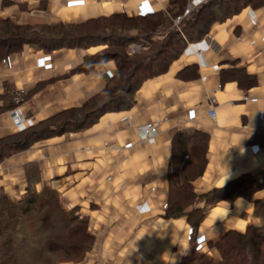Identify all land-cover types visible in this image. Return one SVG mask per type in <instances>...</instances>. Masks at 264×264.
Segmentation results:
<instances>
[{
  "label": "crops",
  "instance_id": "crops-1",
  "mask_svg": "<svg viewBox=\"0 0 264 264\" xmlns=\"http://www.w3.org/2000/svg\"><path fill=\"white\" fill-rule=\"evenodd\" d=\"M0 0V17L16 23H77L117 13L164 9L168 0ZM200 2V0H196ZM103 44L60 45L50 50L25 43L0 62V137L33 121L83 104L115 69L113 59L78 70L84 54ZM5 83L25 90L27 119L13 127ZM209 96L215 97L211 118ZM159 121L151 143L136 126ZM192 129L206 140L205 165L193 180L197 193L264 167V0L246 4L189 42L169 66L135 88L129 106L103 111L84 126L39 138L0 160V197L22 198L27 189L56 191L64 208L87 218L93 244L81 264H179L189 253L193 226L186 216L168 217V167L178 133ZM154 187V189H151ZM259 194H263L262 191ZM141 202V206L138 203ZM253 201L237 198L210 206L196 226V241L257 223Z\"/></svg>",
  "mask_w": 264,
  "mask_h": 264
},
{
  "label": "trees",
  "instance_id": "trees-1",
  "mask_svg": "<svg viewBox=\"0 0 264 264\" xmlns=\"http://www.w3.org/2000/svg\"><path fill=\"white\" fill-rule=\"evenodd\" d=\"M262 1L202 0L188 11L187 0H168L164 9L135 15L117 13L77 23H16L10 17H0V62L10 53L19 51L25 43L45 50L60 45L86 48L105 44L93 54H84L75 68L86 70L107 59L115 62L108 81L83 104L0 137V160L34 140L80 128L105 110L129 106L141 81L163 72L188 42L207 32L214 20L223 19L246 4ZM133 42L141 46L137 51L129 50ZM14 95L15 88L5 83L1 96L10 102L4 108L15 105ZM178 137L181 142L179 146H172L169 160V196L164 214L168 217L184 215L193 226L191 249L182 255L179 264H264V167L197 193L193 180L205 165L206 140L187 146L189 139L198 137L192 129L180 130ZM261 191L263 194H259ZM239 197L253 201V215L260 220L248 224L242 231L229 229L209 241L208 248L217 253L213 261L196 241V226L210 206L223 199L232 203ZM92 243L93 235L88 230L86 216L74 208H64L55 190L48 187L40 191L27 189L16 201L0 197V264L82 261Z\"/></svg>",
  "mask_w": 264,
  "mask_h": 264
},
{
  "label": "built area",
  "instance_id": "built-area-1",
  "mask_svg": "<svg viewBox=\"0 0 264 264\" xmlns=\"http://www.w3.org/2000/svg\"><path fill=\"white\" fill-rule=\"evenodd\" d=\"M196 2L197 1H195L194 3H196ZM191 6H192V4H191ZM179 18H180V16L177 17V20ZM138 45H140V44H138ZM131 46H133V45H131ZM3 62L6 64V66L8 68H11V61L8 57ZM23 93H24V89L22 87H18L15 89V95H14L15 105L12 108L7 110V114L9 115L11 123H12L13 127H15V128H20L27 119L26 111L22 107ZM209 102L211 104V107L208 109L207 114L211 118H213L216 114L215 97L209 96ZM158 124H159V121H148V122H145L141 125H137L136 126V133L138 135L139 140L142 142L151 143L154 139V136L158 133ZM151 189H154V187H151ZM138 205L141 206V202L138 203ZM166 205H167V202H163L161 204V209L163 211L165 210Z\"/></svg>",
  "mask_w": 264,
  "mask_h": 264
},
{
  "label": "rangeland",
  "instance_id": "rangeland-1",
  "mask_svg": "<svg viewBox=\"0 0 264 264\" xmlns=\"http://www.w3.org/2000/svg\"><path fill=\"white\" fill-rule=\"evenodd\" d=\"M196 0H187V2H186V10H191V9H193V8H195L196 7V5L199 3H194ZM202 0H200V2H201ZM191 4H192V6H191ZM158 37V36H157ZM160 37V36H159ZM156 39V38H155ZM131 45H133V46H131ZM131 46V47H130ZM105 47V44H103V47L102 48H104ZM141 46L140 45H138V43H136V42H133V44L132 43H130L129 44V50L130 51H137L139 48H140ZM93 244V243H92ZM208 255V254H207ZM208 256H210V258L211 259H213V261H215L216 259H217V256L216 257H214V256H211V255H208ZM85 259V258H84ZM83 259V260H84ZM61 260V259H60ZM83 260L82 261H73V262H67V263H64V264H81L82 262H83Z\"/></svg>",
  "mask_w": 264,
  "mask_h": 264
}]
</instances>
